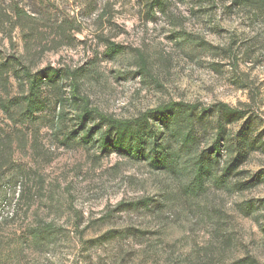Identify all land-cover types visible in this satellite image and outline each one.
Listing matches in <instances>:
<instances>
[{
	"label": "rangeland",
	"instance_id": "374dc122",
	"mask_svg": "<svg viewBox=\"0 0 264 264\" xmlns=\"http://www.w3.org/2000/svg\"><path fill=\"white\" fill-rule=\"evenodd\" d=\"M163 2L0 0V101L26 92L19 66L76 71L79 97L108 118L165 108L151 142L177 154L161 167L101 150L96 113L85 140L64 76L29 120L0 110V264H264V15ZM199 159L211 164L202 183Z\"/></svg>",
	"mask_w": 264,
	"mask_h": 264
},
{
	"label": "trees",
	"instance_id": "16d2710c",
	"mask_svg": "<svg viewBox=\"0 0 264 264\" xmlns=\"http://www.w3.org/2000/svg\"><path fill=\"white\" fill-rule=\"evenodd\" d=\"M153 6L161 9L164 5L163 0H153ZM233 4L240 8H248L250 10H255L261 15H264V0H233ZM16 16L20 17L25 15L24 11L16 8ZM120 48L112 43H107L106 54L111 57L119 52ZM15 65V64H14ZM15 75L14 78H19V81H26V92H23L19 99H10L8 101H0V110L4 112L9 118L13 111L18 112L23 118L30 119L33 114L41 112L46 103V97H44L43 90L47 88L48 85L55 83L60 77H66L70 80V91L71 100L78 104L79 114L77 115L79 129L85 132L84 139L89 140L96 134V129H86L88 121L92 119V115L96 112L89 109L88 99L84 97H79V87L76 82L77 72L73 71L69 74L62 73L59 70H48L43 73L32 74L31 71L24 66H19V70L12 71ZM24 88V87H23ZM53 110V107H51ZM218 109L222 112L231 113L237 115L239 118L243 116V113L232 109L225 104L218 105ZM166 109L159 108L154 111H150L142 116V119H135L134 121H117L111 118L96 113L98 121L105 126V131L99 135V145L100 149L109 153L110 150H114L118 153L130 156L136 160H150L151 163L156 166L164 167L166 163L172 162L176 159L175 153L171 150L165 149L155 140L154 133L150 130L148 121L150 116L155 118H165ZM14 115V114H13ZM221 126H217V133L220 134ZM189 136L186 134L181 139V145H188ZM213 151L216 155L220 154L221 147L219 145V140L213 144ZM211 164L208 160L199 159L196 162L195 168V181L202 183L204 177H207L211 173ZM238 166L237 158L231 160V162L224 168L222 177L236 169ZM223 178L213 179L214 182L223 183ZM146 202V201H145ZM53 227L49 224H43V232L49 233ZM241 262V261H240ZM236 263V264H240ZM246 264H255L253 261Z\"/></svg>",
	"mask_w": 264,
	"mask_h": 264
}]
</instances>
